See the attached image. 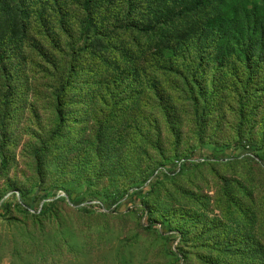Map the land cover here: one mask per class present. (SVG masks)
I'll use <instances>...</instances> for the list:
<instances>
[{
  "label": "rangeland",
  "instance_id": "1",
  "mask_svg": "<svg viewBox=\"0 0 264 264\" xmlns=\"http://www.w3.org/2000/svg\"><path fill=\"white\" fill-rule=\"evenodd\" d=\"M202 1L0 0V264H264V0Z\"/></svg>",
  "mask_w": 264,
  "mask_h": 264
},
{
  "label": "trees",
  "instance_id": "2",
  "mask_svg": "<svg viewBox=\"0 0 264 264\" xmlns=\"http://www.w3.org/2000/svg\"><path fill=\"white\" fill-rule=\"evenodd\" d=\"M93 1H95V0H85V2H84L85 7L88 8V6H89L90 4H92ZM212 1H213V0H204V1H202V2H198V3H196L195 5H192V6H190V7H186V8L183 9V11H181V13H178V14H177V17H176V16L172 17L171 20H170V22H173V21H175L176 19H178V18L184 16L186 13H187V14H190V13H193V12H197L198 9H200V8L208 7L209 5H211V2H212ZM125 30H135V31H138V32H140V33H142V34H146V35L152 34V35H153V34H155V33L159 30V26L154 25V26H152V27H142V26H140V25H128V26L125 28ZM195 49L197 50V52H195V53H196V57H200V56H201V53H204V51L201 49V46H200L199 44L196 45V48H195ZM177 51H178L180 54H183L184 49L178 47V48H177ZM200 52H201V53H200ZM178 69H180V68H178ZM181 172H182V169H180L178 173H181ZM145 188H146V189H145V191H144L143 193L138 194L139 197H140V196H141V197H142V196L144 197L147 193H149L150 191H152L153 186L149 185V186H147V187H145ZM144 193H145V195H144ZM51 205H52V204H48L47 206H51ZM154 231L157 232V229H155ZM162 236H163V235H162ZM163 238H164V237H163ZM165 239L168 241V238H167V237H165ZM258 256H261V254H258Z\"/></svg>",
  "mask_w": 264,
  "mask_h": 264
}]
</instances>
